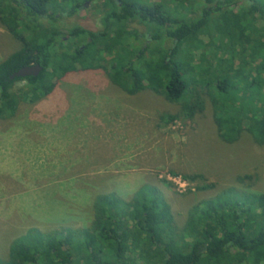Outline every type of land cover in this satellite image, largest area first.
<instances>
[{"label": "trees", "instance_id": "trees-1", "mask_svg": "<svg viewBox=\"0 0 264 264\" xmlns=\"http://www.w3.org/2000/svg\"><path fill=\"white\" fill-rule=\"evenodd\" d=\"M83 1L96 0H0V22L19 42L0 61V118L48 96L70 73L103 68L127 94L149 90L187 117L208 103L223 140L247 132L264 145V0H186L194 18L169 14L162 2L104 0L100 32L61 31L57 19L74 14ZM135 19L144 32L129 28ZM216 35L231 49L222 71L223 59L215 57L213 66L196 57ZM37 63L38 75L11 77ZM92 212L84 229H29L9 244L0 264H264V191L230 187L202 199L178 229L149 183L129 200L96 195Z\"/></svg>", "mask_w": 264, "mask_h": 264}, {"label": "rangeland", "instance_id": "rangeland-1", "mask_svg": "<svg viewBox=\"0 0 264 264\" xmlns=\"http://www.w3.org/2000/svg\"><path fill=\"white\" fill-rule=\"evenodd\" d=\"M142 1L162 2L174 16L196 14L184 7L186 0ZM106 9L104 0L83 1L74 14L60 15L56 25L63 32L73 26L100 32ZM128 26L146 30L137 19ZM222 44L216 35L196 57L213 66L215 57L223 59L222 71L231 50ZM18 48L0 22V61ZM102 65L109 70L107 60ZM144 183L157 187L178 229L202 199L230 187L264 191V145L247 132L233 142L223 140L208 103L187 117L178 104L149 90L127 94L103 68L70 73L48 96L22 102L14 116L0 118V257L6 258L9 244L31 228L88 227L96 195L129 200Z\"/></svg>", "mask_w": 264, "mask_h": 264}, {"label": "water", "instance_id": "water-1", "mask_svg": "<svg viewBox=\"0 0 264 264\" xmlns=\"http://www.w3.org/2000/svg\"><path fill=\"white\" fill-rule=\"evenodd\" d=\"M42 70V66L40 64H32V65H28V66H23L20 69H18L17 71L13 72L11 77H15V76H28V75H33L36 76L40 73V71Z\"/></svg>", "mask_w": 264, "mask_h": 264}]
</instances>
